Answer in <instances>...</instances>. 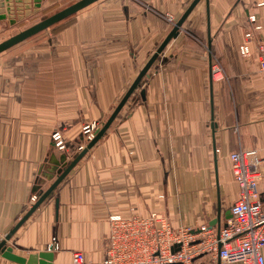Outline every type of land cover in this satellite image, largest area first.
Returning <instances> with one entry per match:
<instances>
[{"label": "crops", "instance_id": "0c3cea01", "mask_svg": "<svg viewBox=\"0 0 264 264\" xmlns=\"http://www.w3.org/2000/svg\"><path fill=\"white\" fill-rule=\"evenodd\" d=\"M191 1L97 0L0 55V240L55 179L51 160L72 159L82 126L107 119ZM7 24L0 19V31ZM261 41L264 0H199L105 133L6 241L11 253L50 250L52 264H66L79 251L100 262L113 214L159 213L195 238L202 224L223 227L238 191L228 154L249 148L264 158ZM56 128L65 149L50 137ZM257 187L264 204V178ZM195 262L240 264L208 253ZM0 264L25 263L0 253Z\"/></svg>", "mask_w": 264, "mask_h": 264}, {"label": "built area", "instance_id": "2783aa9c", "mask_svg": "<svg viewBox=\"0 0 264 264\" xmlns=\"http://www.w3.org/2000/svg\"><path fill=\"white\" fill-rule=\"evenodd\" d=\"M249 19L253 21L254 16H249ZM256 28L257 25L254 26ZM251 36V30L245 32L247 40ZM257 48L258 67L264 71V41ZM239 50L247 55V43H242ZM210 72L214 79L222 76L217 62L211 63ZM99 126L101 123L98 121L82 126L83 138L76 147V153L92 139ZM50 137L59 150L66 148L61 128L54 129ZM228 159L238 191L230 207V217L219 230L214 231L202 224L195 238L188 228L172 229L159 213L153 212L148 216L113 214L109 216L106 257L100 262L89 263L84 261L82 252L75 251L66 264H196L195 258L204 253L218 256L223 262L264 264V204L257 187L258 181L264 178V158L255 149L239 148L230 152ZM36 199L33 195L30 201L33 203ZM55 247L53 242L51 249Z\"/></svg>", "mask_w": 264, "mask_h": 264}, {"label": "water", "instance_id": "95a60500", "mask_svg": "<svg viewBox=\"0 0 264 264\" xmlns=\"http://www.w3.org/2000/svg\"><path fill=\"white\" fill-rule=\"evenodd\" d=\"M97 0H76L75 2L53 12L52 14L46 16L45 18L33 23L32 25L8 36L7 38L0 41V52L12 47L13 45L33 36L34 34L40 32L41 30L53 25L54 23L68 17L69 15L85 8L86 6L94 3ZM199 0H192L187 6L182 15L173 24L172 28L166 35V37L159 44L155 52L150 56L146 63L139 70L137 76L130 84L122 98L115 105L107 119L99 126L94 136L88 141L86 146L74 154L69 162H65V153L61 154L59 158L52 159V165L49 168V172H56L57 175L51 184L41 192L38 198L31 204L27 212L18 220V222L13 226V228L6 234V236L0 240V253L6 258L15 260L20 263L25 264H52V252L50 250H44L39 252H34L28 254L27 257H20L11 253V249L7 247L6 241L14 233V231L26 220V218L41 204V202L53 191L57 184L63 179V177L70 171V169L77 163V161L85 154V152L91 148L94 143L105 133L112 121L114 120L117 113L120 111L126 100L129 98L134 89L139 85L141 79L147 73L149 67L153 61L157 58L158 54L163 50L167 42L177 34V31L187 15L196 5ZM41 0H0V19H9V23L15 21V17L22 15H28L31 11H37L40 9ZM143 94V92H142ZM63 164L59 166V164Z\"/></svg>", "mask_w": 264, "mask_h": 264}, {"label": "rangeland", "instance_id": "374dc122", "mask_svg": "<svg viewBox=\"0 0 264 264\" xmlns=\"http://www.w3.org/2000/svg\"><path fill=\"white\" fill-rule=\"evenodd\" d=\"M75 1L76 0H61L59 2L54 3L51 6H48L45 9L41 8V6H40V9H38L37 11H31V13L28 15H22L19 17H15V21L13 23L7 24V26H5V28H2V30L0 31V41L7 38L8 36L18 32V31L32 25L33 23L45 18L46 16L52 14L53 12L71 4ZM75 13H73V14L69 15L68 17L54 23L53 25L41 30L40 32L34 34L33 36L27 38L25 41L28 42V41H33L34 39L37 40L39 38L44 37L47 33L55 31V28L58 25L70 22L72 16ZM21 42H24V41H21ZM21 42L18 43V45H14V46H22ZM12 48H15V47H12ZM6 52H7V50L2 51V52H0V55L1 56H8Z\"/></svg>", "mask_w": 264, "mask_h": 264}]
</instances>
